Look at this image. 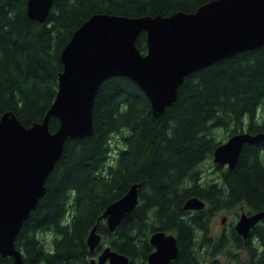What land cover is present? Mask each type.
Here are the masks:
<instances>
[{
	"label": "trees",
	"instance_id": "16d2710c",
	"mask_svg": "<svg viewBox=\"0 0 264 264\" xmlns=\"http://www.w3.org/2000/svg\"><path fill=\"white\" fill-rule=\"evenodd\" d=\"M209 1L54 0L40 23L27 16V0H0V117L11 112L25 127L43 120L56 96L60 53L91 15L168 16ZM135 45L146 52L145 32ZM58 126L51 116L49 130ZM92 126L90 136L66 140L44 195L15 238L22 264H88L94 253L86 238L94 225L101 235L96 249L108 245L131 264L144 263L155 231L176 238L179 254L171 264H264V221L246 240L233 225L210 233L217 211L264 209V140L245 144L234 169L215 165V179L203 180L201 165L223 142L215 130H225L226 138L264 133V46L187 75L176 100L157 116L131 79L112 76L97 90ZM133 183L140 184L137 206L110 231L100 217ZM192 196L205 202L203 210H183ZM1 262L11 257L0 255Z\"/></svg>",
	"mask_w": 264,
	"mask_h": 264
},
{
	"label": "water",
	"instance_id": "95a60500",
	"mask_svg": "<svg viewBox=\"0 0 264 264\" xmlns=\"http://www.w3.org/2000/svg\"><path fill=\"white\" fill-rule=\"evenodd\" d=\"M54 0H27V16L47 20ZM146 35V52L136 48L140 34ZM264 46V0H211L191 13L175 12L168 16L128 17L105 13L91 15L60 53L62 71L58 75L55 99L39 123L23 126L11 113L0 117V255L22 264L14 240L25 220L44 195L45 180L61 156L67 139L90 136L92 111L99 86L112 76L131 79L145 94L153 113L165 111L177 97V89L192 72L230 58L237 53ZM51 116L59 120L51 132ZM264 133L242 131L218 144L212 162L236 167L245 144H258ZM140 184L133 183L123 196L110 203L100 218L114 231L138 203ZM205 202L192 196L183 210L199 211ZM226 217L221 218V223ZM264 221V209L242 212L234 223L237 234L247 239L251 229ZM101 235L94 225L86 243L93 251ZM149 243L154 250L146 264H168L178 257L176 238L163 231L152 232ZM129 264L126 255L105 246L97 261L90 264Z\"/></svg>",
	"mask_w": 264,
	"mask_h": 264
},
{
	"label": "rangeland",
	"instance_id": "374dc122",
	"mask_svg": "<svg viewBox=\"0 0 264 264\" xmlns=\"http://www.w3.org/2000/svg\"><path fill=\"white\" fill-rule=\"evenodd\" d=\"M215 135L218 139V141L221 139V138H224L222 139L221 141H225L227 138V132L225 130H215ZM226 138V139H225ZM202 165V169H203V173H204V176H203V180H208L211 179V178H217V176L219 175V171H217L215 165L213 162H212V159H205L203 161V163L201 164ZM222 167H226V166H222ZM205 177V179H204ZM218 179H216V182ZM249 211L247 208L245 207H241V206H237V208H233L231 209L230 211H223V210H220V211H217L215 212L213 215H212V218H211V228H210V233L211 235H216V234H220L221 232H224L225 230H227L229 228V226L233 225L238 216L242 213V212H245V213H248L249 214ZM225 216L226 219H225V222L224 223H221V218ZM45 236L47 237L48 235L44 234L43 236H39L40 238L43 239V241H45L44 239ZM239 254H240V257L242 259H244L245 257V253L243 251H239Z\"/></svg>",
	"mask_w": 264,
	"mask_h": 264
},
{
	"label": "flooded vegetation",
	"instance_id": "af4514ba",
	"mask_svg": "<svg viewBox=\"0 0 264 264\" xmlns=\"http://www.w3.org/2000/svg\"><path fill=\"white\" fill-rule=\"evenodd\" d=\"M233 227H234V224H233ZM239 235V234H238ZM240 236V235H239ZM242 237V236H241ZM148 240H149V238H148ZM244 240H246V239H244ZM152 246V245H151ZM153 247V246H152ZM154 250V247H153V249L149 252V254L152 252ZM100 251H101V249H99V250H97L96 248L93 250V251H89L90 253H94L93 255H90L89 257H88V264H90V260L91 259H94V260H96L97 261V258H98V255H99V253H100ZM148 254V255H149ZM178 254H179V249H178ZM148 255H147V257H148ZM128 257V256H127ZM147 257H146V259H145V261H144V263L143 264H146V262H147ZM128 259H129V264H131V262H132V260L128 257ZM177 259V258H176ZM175 259V260H176ZM175 260H171L168 264H171L173 261H175ZM105 264H107V262L105 263Z\"/></svg>",
	"mask_w": 264,
	"mask_h": 264
}]
</instances>
